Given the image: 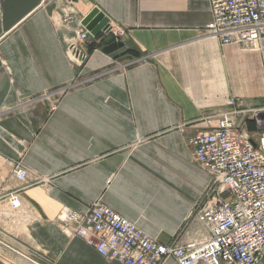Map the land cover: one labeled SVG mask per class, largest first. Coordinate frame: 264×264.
<instances>
[{"label": "crops", "instance_id": "obj_1", "mask_svg": "<svg viewBox=\"0 0 264 264\" xmlns=\"http://www.w3.org/2000/svg\"><path fill=\"white\" fill-rule=\"evenodd\" d=\"M94 8L110 29L88 31L77 65L67 48ZM211 20L209 0H0V196L21 185L17 160L48 177L22 191L26 218L5 222L20 251L116 264L54 221L97 199L160 242L208 235L188 218L210 180L189 138L229 98L264 104V87L242 84L253 72L264 83V54L203 34ZM62 88L54 109L35 99ZM0 264L34 263L0 244Z\"/></svg>", "mask_w": 264, "mask_h": 264}, {"label": "built area", "instance_id": "obj_2", "mask_svg": "<svg viewBox=\"0 0 264 264\" xmlns=\"http://www.w3.org/2000/svg\"><path fill=\"white\" fill-rule=\"evenodd\" d=\"M209 2L212 20L203 34L264 53V0ZM77 37L67 53L80 65L87 57L82 44L90 38L88 30L80 26ZM62 92L63 88L49 91L35 99L47 100L54 109ZM200 123L203 128L189 143L194 161L209 173L210 180L188 218L208 229L203 239L160 242L100 199L85 212L62 207L55 223L116 264H161L167 257L178 264H258L264 253V104L244 105L238 98H229ZM11 177L21 185L0 196V244L40 264L46 257L20 251L5 222L16 224L26 218L29 213L22 204V191L48 177L33 173L21 160L15 161Z\"/></svg>", "mask_w": 264, "mask_h": 264}, {"label": "water", "instance_id": "obj_3", "mask_svg": "<svg viewBox=\"0 0 264 264\" xmlns=\"http://www.w3.org/2000/svg\"><path fill=\"white\" fill-rule=\"evenodd\" d=\"M109 18L98 8L92 9L81 21V24L92 35H97L101 30L109 31Z\"/></svg>", "mask_w": 264, "mask_h": 264}, {"label": "rangeland", "instance_id": "obj_4", "mask_svg": "<svg viewBox=\"0 0 264 264\" xmlns=\"http://www.w3.org/2000/svg\"><path fill=\"white\" fill-rule=\"evenodd\" d=\"M242 84L244 85L247 84L251 90H261L264 87V83L259 79V76L257 75V73H254V72L250 73L248 80L247 81L243 80ZM16 242L19 243L18 245H20L21 247L23 246L27 247V245L19 238H16Z\"/></svg>", "mask_w": 264, "mask_h": 264}]
</instances>
